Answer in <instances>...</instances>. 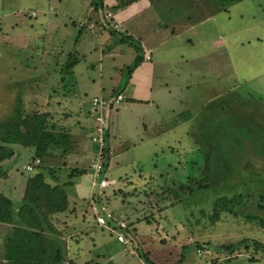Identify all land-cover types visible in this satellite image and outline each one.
<instances>
[{
    "label": "rangeland",
    "instance_id": "rangeland-1",
    "mask_svg": "<svg viewBox=\"0 0 264 264\" xmlns=\"http://www.w3.org/2000/svg\"><path fill=\"white\" fill-rule=\"evenodd\" d=\"M91 1L0 0V119L11 115L19 95L24 110L47 112L50 124L71 135L69 153L44 162L36 156L37 165L33 147L14 145L15 156L2 162L5 174L0 176V192L20 200L27 177L48 164L54 166L58 178L49 179L50 183L73 181L65 185L68 208L55 214L52 223L54 237L62 241L74 264H264V185L256 180L264 179V0H241L223 10L214 9L208 0H197V12L189 18L217 12L224 19L220 23L227 34L224 55L235 69L228 63L223 73L197 75L183 64L178 71L185 74L174 79L190 85L173 87L169 95L158 90L154 103L159 111L155 105L148 112L117 111L118 131L109 137L118 149L96 179L105 177L115 183L93 188L100 197L98 207L105 206L116 219L135 226L129 234L133 238L130 247L118 241L114 232L97 226L92 204L74 196L90 186L88 170L95 147L89 140L94 130L93 120H88L91 100L108 98L114 103L117 93H111L123 90L130 77L127 67L133 64L132 49L117 41L119 32L88 26L89 21L105 24L102 16L111 10V0H102V7L90 12ZM162 8V22L171 28L180 23L182 13L175 15L179 8L166 12L164 3ZM213 24L210 19L203 28L209 38L216 32ZM237 28L243 29L233 32ZM256 34L260 40L253 38L247 45V39ZM201 35L196 32L192 39ZM235 38L245 40L242 47L232 41ZM211 40L194 45L193 52L203 49L205 54L211 50ZM69 53L78 59L66 69ZM118 105L103 108L105 118ZM142 122L149 123L146 130ZM208 141L221 144L214 155L220 168L227 167L228 176H233L234 188L223 183L228 191L217 192V184L206 187L217 180V176L209 178L199 151L200 144V149L211 148ZM231 151L241 153L238 161L234 156L235 165ZM244 162L255 168L254 177ZM28 164L33 169L28 170ZM73 168L83 174L69 177ZM213 170L218 173L217 165ZM244 178L251 182L242 185ZM232 192L244 194L236 214L220 210L212 220L213 199ZM250 214L255 217L247 218ZM110 226L115 227L112 222ZM10 229L0 224V264L5 263L4 237ZM246 238L259 241L263 248L251 243L239 246Z\"/></svg>",
    "mask_w": 264,
    "mask_h": 264
},
{
    "label": "trees",
    "instance_id": "trees-1",
    "mask_svg": "<svg viewBox=\"0 0 264 264\" xmlns=\"http://www.w3.org/2000/svg\"><path fill=\"white\" fill-rule=\"evenodd\" d=\"M102 0H92L90 2L94 11L102 7ZM181 1V0H179ZM216 10L227 9V7L235 2L241 0H208ZM132 2V0H115L110 9L123 7ZM113 14V13H112ZM114 19V18H113ZM97 23V22H95ZM84 23L80 22V25ZM111 32H119L118 39L120 42L126 43L133 47L135 50V57L132 65L128 66V72L141 61L142 49L141 44L137 38L124 34L123 32L111 26ZM78 57L74 53H69L65 61V68L69 69ZM20 96L17 95L19 101L14 107L11 115L6 119H0V176L5 174V169L2 162L6 159H11L15 156L16 151L14 145L23 147H33L34 159L36 156L44 162L47 158L54 156H64L70 152L71 149V135L64 129L57 128L54 124H50L47 112L29 111L27 112L22 108ZM106 136V134H105ZM106 139V138H105ZM211 142V143H210ZM208 141L206 144H212L211 148L204 150L200 149L204 165L208 166L209 171L207 174L209 178L217 176L214 184L206 186L211 188L217 184V192L228 191L225 185L234 188L231 181L233 176H228V168H220L218 158L214 155V149L219 147L216 141ZM238 141L234 140V143ZM204 144V143H203ZM216 144V145H214ZM209 145V144H208ZM263 144H260L262 146ZM253 147H255L252 144ZM105 166L109 160L108 147L105 146ZM231 162L235 165L240 158L241 153H234L231 151ZM234 156L237 158H234ZM213 160V161H212ZM34 161V160H33ZM212 161L213 163H210ZM236 161V163H235ZM210 163V164H209ZM216 165L218 173H215ZM251 164L244 162L246 169H249L251 176L254 177L252 172L255 168L248 167ZM244 167V169H245ZM226 169L223 173L220 170ZM220 171V172H219ZM247 171V170H246ZM56 169L54 166L48 164L41 170L34 172L26 179V185L22 197L18 201H13L9 197L0 192V224H8L11 229L4 237V251L3 260L4 264H64L68 260L69 264H74V261L68 258L67 252L64 249L63 243L59 238H55L56 230L54 229L52 220L55 214L67 210L69 201L65 185L73 183V181L59 183H50V180H57L55 175ZM260 172V171H259ZM79 174V175H78ZM83 174L82 170L73 168L68 174L69 177L75 176L78 178ZM256 174H258L256 172ZM229 177V178H228ZM243 179L242 185L249 184L251 180ZM227 181L223 182V181ZM259 184L264 185V179L259 176L257 179ZM225 185H224V184ZM231 190V189H230ZM244 194L241 192H232L230 194H222L213 199V213L212 220L219 216V211H227L233 215L236 214V207L243 202ZM255 215H248L247 218H254ZM55 234V235H54ZM252 244L254 247L263 248V245L255 239H243L238 242V245L244 247ZM199 245V244H198ZM137 247V246H136ZM228 247V246H223ZM264 251V249H263ZM178 264V263H173Z\"/></svg>",
    "mask_w": 264,
    "mask_h": 264
},
{
    "label": "crops",
    "instance_id": "crops-1",
    "mask_svg": "<svg viewBox=\"0 0 264 264\" xmlns=\"http://www.w3.org/2000/svg\"><path fill=\"white\" fill-rule=\"evenodd\" d=\"M114 2L115 0H111L109 5ZM163 3L166 12L171 8H173V11L174 8H179L175 13V15L182 13L180 16V23L176 25L178 27L173 24V28H171L168 24L160 20L162 17L161 10L164 9L162 8ZM197 7H199L197 0H132L129 4L112 10L114 21L119 24V31L139 40L142 49V59L134 67V70L132 69L133 73L130 72L129 80L126 82V86L123 87V90L118 91L117 89L111 93V96H113L112 94L115 92L117 94L121 93L124 98L119 103V107L115 110H111L109 112L110 115L106 118V143L109 151L108 162L112 159L114 152L118 149L116 145L111 143L113 139H111L109 135L111 134V136H115L114 134L118 131V125L114 123V117L118 116L119 110L122 109V111H125L124 114L138 110L141 112H148L153 109L154 105L158 110V104L154 103L155 94H158V90L163 92V95H169L170 89H173V87L177 88L179 86L180 88H186L190 85V83H179V81L174 79L176 76L181 78L180 74H185L178 71V68L181 69L183 64L188 67L187 71L189 73L192 72L197 75L223 73L225 71L224 66L228 63L231 64L233 70L235 69L232 62H227L228 55H224L227 34L223 29H220V23L222 24L224 19L218 17L216 14L217 12H207L203 15H199V17L195 19L189 18L197 12ZM89 11H94L91 4H89ZM210 19L214 20L213 25L216 28L215 34L212 35L214 37L211 38H209L210 33L204 34L203 32V28L206 29V24ZM198 23L201 24L198 25ZM88 26L95 31H101L105 28L104 25L95 23V21L94 23L93 21H89ZM199 27H202L201 32L198 31ZM244 28L246 29L247 27L245 26ZM242 29L237 28L233 30V32L237 31L235 33H240ZM196 32L197 36H199L200 33L202 35L192 39ZM207 38L212 39L211 50H208L205 54H203V49L193 52V46L203 45ZM253 38L260 40V34L253 35L250 39H247V45H250V40L253 41ZM117 41H119L118 38ZM232 41H235V43H238L239 46L242 47L243 41L245 40L235 38ZM120 44L124 45L126 48L132 49L131 58L133 61L136 55L133 47L123 42H120ZM120 50L123 52V49L120 48ZM147 52L150 55L149 59L144 58V54ZM202 59L204 60L201 61ZM173 63L175 64L174 67L172 66ZM180 63H182V65H178ZM119 69L121 68L119 67ZM135 70L140 74H136ZM169 71L171 73L174 71L175 74L173 73L169 76ZM163 79H168L169 83L167 84L166 81H162ZM155 80L156 87H154ZM112 111L115 113L112 114ZM170 111L173 112V110ZM93 114L94 108L90 103V109L88 110V120L90 123H92L91 119ZM141 117L143 120L149 121L145 115L142 114ZM149 123L152 125V121ZM149 123L147 122L146 124V122H142L144 130L147 129ZM89 135H91V133H89ZM88 171L91 172L90 186L86 189L81 188V192L78 190L79 192L76 193L79 195L74 192V196L75 199L78 198L84 202L89 201V203L92 204L91 210H93V205H98L100 197L95 196L97 194L94 192L93 188L95 185H93L91 166ZM109 181L110 183H115V180L113 179ZM66 192L68 196V191ZM69 200L68 197V201ZM131 227L135 226L133 225Z\"/></svg>",
    "mask_w": 264,
    "mask_h": 264
},
{
    "label": "built area",
    "instance_id": "built-area-1",
    "mask_svg": "<svg viewBox=\"0 0 264 264\" xmlns=\"http://www.w3.org/2000/svg\"><path fill=\"white\" fill-rule=\"evenodd\" d=\"M33 14V13H32ZM103 19L104 23L107 26H111L115 29L119 28L118 22L114 21L113 19V14L111 10H106L103 13ZM145 59H149L150 55L149 53L144 54ZM124 96L121 93H118L114 99V103L112 102V99H100L98 97H93L91 100V105L94 108V114L92 115V120H93V132L90 135V140L94 142L95 147H94V159L91 162V169L93 173V185L98 186L99 189H103L108 186L110 181L103 177L100 178L98 182H96V179L98 176L101 175V173L104 171L105 168V146H107L106 143V129H107V124H106V118L102 113L103 108H107L109 106H116L123 100ZM115 104V105H114ZM101 109V110H100ZM34 165H37L40 160L36 158L34 161ZM26 168L28 170L33 169V164H28L26 165ZM93 219L94 222L96 223L97 226L101 228H107L111 232H114L116 234V238L118 241L121 243L127 245L130 247L133 244V238L129 235L131 225L124 221L123 219H116L112 212L108 210L105 206L98 207V205L93 206ZM113 223L115 227L110 226V223ZM117 228V230H115Z\"/></svg>",
    "mask_w": 264,
    "mask_h": 264
}]
</instances>
